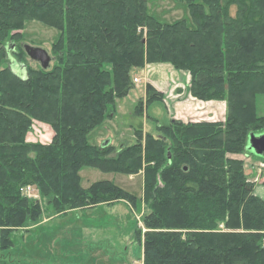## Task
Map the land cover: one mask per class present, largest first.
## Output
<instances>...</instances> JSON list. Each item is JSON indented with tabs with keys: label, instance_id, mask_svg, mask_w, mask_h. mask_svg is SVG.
Instances as JSON below:
<instances>
[{
	"label": "trees",
	"instance_id": "obj_1",
	"mask_svg": "<svg viewBox=\"0 0 264 264\" xmlns=\"http://www.w3.org/2000/svg\"><path fill=\"white\" fill-rule=\"evenodd\" d=\"M184 1L193 25L159 20L147 0H0V60L3 38L20 35L25 21L60 30L51 46L54 65L26 67L22 75L1 70V244L11 246L12 231L41 219L40 199L57 215L135 203L134 194L107 179L83 186L81 169L94 167L143 171L148 210L137 235L144 264H264V197L243 159L230 156L251 152L249 135L264 130L256 106L264 95V0ZM160 61L189 72L193 97L225 99L224 126L172 120L159 127L167 138L137 128L138 138L118 147L90 143L108 105L134 85L132 68ZM145 89L135 112L162 96L150 84ZM33 120L52 128L48 141L27 139ZM26 184L35 185L39 200L21 192ZM0 264L37 263L1 257Z\"/></svg>",
	"mask_w": 264,
	"mask_h": 264
},
{
	"label": "rangeland",
	"instance_id": "obj_2",
	"mask_svg": "<svg viewBox=\"0 0 264 264\" xmlns=\"http://www.w3.org/2000/svg\"><path fill=\"white\" fill-rule=\"evenodd\" d=\"M147 10L161 21L171 22L185 18L188 24L193 25L184 0H147ZM59 34L58 28L34 19L25 21L20 35L8 33L2 40L6 55L0 60V77L1 70L6 67L17 69L19 75H22L25 74L26 67L36 69L41 66L27 55L25 44L44 47L51 55L49 66L54 65L57 52L51 46ZM131 76L132 81L134 77H138L139 81H133L134 85L127 94L115 97V101L108 105L104 118L88 133L90 143L100 145L109 138L110 145L118 147L121 143L136 140L137 128H141L138 130L141 135L149 131L154 136L167 138L159 127L168 125L172 120H181L183 124L211 120L219 122L216 123L219 127L224 126L227 112L225 99L203 100L206 102L196 107L208 109L210 114L190 111L195 110L193 104L187 102L188 97L183 95L189 90L188 71L177 70L168 62H145L141 67H133ZM147 84L162 96L150 98L140 111L135 112L138 101L146 97ZM159 86L164 89H159ZM173 93H180L179 97H174L176 94ZM175 98L179 100L178 103L174 102ZM256 106L258 114L264 113V95L257 97ZM47 125L33 120L27 139L40 142L48 140L50 135ZM262 132L264 130L250 134L247 144L253 135ZM168 153L170 151L166 152L167 156ZM230 156L243 159L248 176L254 180L255 193L264 197V153L259 155L251 151ZM142 172H105L94 167H84L80 171L83 186L95 180H110L134 194V204L118 200L111 204L99 203L93 207L72 208L66 214L57 215L53 206L46 199H40L39 192L37 194V190L33 189L32 197L41 200L42 217L28 228L20 227L12 231L10 237L13 244L9 246L0 243V258H22L37 264H144L142 245L137 235L138 228L141 229V235L145 230L142 217L148 210L143 197ZM218 229H224L223 222L218 224Z\"/></svg>",
	"mask_w": 264,
	"mask_h": 264
},
{
	"label": "water",
	"instance_id": "obj_3",
	"mask_svg": "<svg viewBox=\"0 0 264 264\" xmlns=\"http://www.w3.org/2000/svg\"><path fill=\"white\" fill-rule=\"evenodd\" d=\"M24 50L27 53V55L38 61L40 65L44 68L49 66V63L51 61V55L48 53V51L39 45H31V44H25ZM110 142L109 138L104 140L101 145L104 146ZM247 149L253 151L255 154H263L264 153V132H262L259 135H253L251 138V141L247 144ZM168 156H170V153H168Z\"/></svg>",
	"mask_w": 264,
	"mask_h": 264
},
{
	"label": "crops",
	"instance_id": "obj_4",
	"mask_svg": "<svg viewBox=\"0 0 264 264\" xmlns=\"http://www.w3.org/2000/svg\"><path fill=\"white\" fill-rule=\"evenodd\" d=\"M153 83V82H152ZM177 85V84H176ZM176 85H174V87H177ZM164 87V86H163ZM173 87V89H175ZM159 89H161V90H163L164 88H161L160 86H159ZM182 93H184V92H182ZM171 94V93H170ZM174 94V93H173ZM176 94V96H174V97H179V94L178 93H175ZM174 94V95H175ZM183 95H185L186 97H188L187 98V102H191V104H193V107H194V109L195 110H190L191 112H193V113H203V114H205V113H207V114H210L211 112H210V110H206V109H198V108H196V107H200L201 105H202V103L203 102H206V101H203V100H201V99H198V98H195V97H193L191 94H190V92H189V90L187 91V93H185V94H183ZM174 102H176V103H178L179 102V100H177L176 98L174 99ZM212 110V109H211ZM47 127H49L48 128V130H49V135H50V137H51V135H52V133H53V130H52V128L50 127V126H48L47 125ZM50 137H49V139H50ZM48 139V140H49ZM29 140V139H28ZM48 140H46V141H48ZM33 141H36V140H33ZM38 141H40V140H38ZM46 141H44V142H46ZM31 224H34V223H30V224H28L25 228H28Z\"/></svg>",
	"mask_w": 264,
	"mask_h": 264
},
{
	"label": "built area",
	"instance_id": "obj_5",
	"mask_svg": "<svg viewBox=\"0 0 264 264\" xmlns=\"http://www.w3.org/2000/svg\"><path fill=\"white\" fill-rule=\"evenodd\" d=\"M133 81H134V82L139 81L138 77H134V78H133ZM33 189H36V190H37V188L35 187V185H31V184H26V185H24V186H22V187L20 188L21 192H22L25 196H27V197H29V198H33V199H34V198H35V199H38L37 197H32V195H34V194L32 193ZM37 194H38V190H37Z\"/></svg>",
	"mask_w": 264,
	"mask_h": 264
}]
</instances>
